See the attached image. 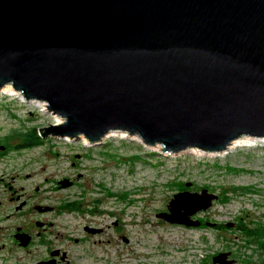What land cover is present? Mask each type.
<instances>
[{"label": "water", "instance_id": "1", "mask_svg": "<svg viewBox=\"0 0 264 264\" xmlns=\"http://www.w3.org/2000/svg\"><path fill=\"white\" fill-rule=\"evenodd\" d=\"M7 83L63 118L43 137L115 130L165 153H221L264 137V0H0ZM218 197L185 188L158 216L200 225Z\"/></svg>", "mask_w": 264, "mask_h": 264}, {"label": "rangeland", "instance_id": "2", "mask_svg": "<svg viewBox=\"0 0 264 264\" xmlns=\"http://www.w3.org/2000/svg\"><path fill=\"white\" fill-rule=\"evenodd\" d=\"M44 103L0 91V214L25 198L56 205L51 238L60 235L55 242L67 246L75 264H207L210 254L224 249L257 253L255 244L244 246L238 227L225 224L241 220L254 228L264 222V140L242 141L221 153H165L125 135L93 144L48 135L39 144L17 146L21 133H39L59 121ZM183 185L219 193L212 206L193 214L203 225L158 216ZM73 200L77 207L64 203ZM10 222L0 224L6 229ZM86 223L103 230L90 234ZM0 236L1 244L6 235ZM3 253L0 264H13L2 262Z\"/></svg>", "mask_w": 264, "mask_h": 264}, {"label": "flooded vegetation", "instance_id": "3", "mask_svg": "<svg viewBox=\"0 0 264 264\" xmlns=\"http://www.w3.org/2000/svg\"><path fill=\"white\" fill-rule=\"evenodd\" d=\"M3 147L5 148L7 145L5 144ZM19 197L20 195L17 198ZM53 211H56V205L25 198L14 203L6 214L1 213L0 221L4 219L11 221L7 224L6 229L3 223L0 224V234L6 235V237L3 236L6 240L0 244V249L6 250V253H3L1 257L2 262L6 263L12 259L13 264H75L74 254L68 250L67 246L55 242V240H59L60 235H56V239L51 238L53 221L50 215ZM225 225L238 227L243 235L245 234L244 246L250 247L252 245L253 247L255 244L258 254L253 252V255L250 252L240 256L232 249H224L210 254L207 257V264L209 262L220 264L214 259L220 252L228 253L226 257L221 258L223 264H264V222H258L254 228L247 227L241 220L235 223L228 222ZM90 228H99V230L93 231ZM84 229L92 234L101 232L103 226L86 223ZM74 238L76 242L81 240L80 237ZM98 259L100 260V258Z\"/></svg>", "mask_w": 264, "mask_h": 264}, {"label": "bare ground", "instance_id": "4", "mask_svg": "<svg viewBox=\"0 0 264 264\" xmlns=\"http://www.w3.org/2000/svg\"><path fill=\"white\" fill-rule=\"evenodd\" d=\"M4 91V92H7V93H10L11 95L13 94V95H16V94H18L23 100H27V101H29V102H35V103H41V102H45L43 105L45 106V107H47V102L46 101H43V100H39V99H36V98H33V99H27L24 95H23V93L20 91V90H18V89H16L11 83H7L6 85H4L3 87H1L0 88V91ZM25 99H24V98ZM48 109V108H47ZM57 115V114H56ZM57 117H59V121H62V117L61 116H59V115H57ZM127 133V132H126ZM126 133H125V131H115V130H111L110 132H108L106 135H104L103 137H102V139L100 140V141H103V140H105V138H107L108 136H110V135H125V136H129V137H134V138H138L139 140H141L142 141V139H141V137L140 136H138V135H129L128 133H127V135H126ZM62 137H65V138H67V137H69V138H71V139H74V137H70V136H62ZM79 138H81V139H83V140H85V142L86 143H88V144H93V143H98V142H100V141H98V142H91L86 136H85V134H81L80 135V137ZM71 139H68V140H71ZM257 139H262V140H264V137H255V136H242L241 138H238V139H236V140H234L233 141V143L230 145V147L228 148V149H230V148H233L234 146H236V145H238L239 143H241L242 141H248V142H250V143H255V141H257ZM143 142V141H142ZM144 143V142H143ZM145 144V143H144ZM147 145V144H146ZM150 146V145H149ZM156 146H158L160 149H161V144H158V145H156ZM153 147H155V146H153ZM197 150V149H199V150H201V151H203V152H207V153H214V152H209V151H206V150H203V149H200V148H198V147H191V148H189V149H187V150ZM162 150V149H161ZM186 150V151H187ZM225 152V151H224Z\"/></svg>", "mask_w": 264, "mask_h": 264}, {"label": "trees", "instance_id": "5", "mask_svg": "<svg viewBox=\"0 0 264 264\" xmlns=\"http://www.w3.org/2000/svg\"><path fill=\"white\" fill-rule=\"evenodd\" d=\"M33 135H34V137H33ZM21 137H22V142L19 145H17V146H21L23 143L25 145L32 146V145L39 144L40 141H42V140H39V139H42L41 138V135L38 132H35V129H34V133H33V129H30L27 132L21 133ZM35 137H37V138H35ZM186 187L187 186L183 185V186L180 187V189H183V188H186ZM208 188H212V187H208ZM64 203L66 204V206H69L71 208H74V207H77L78 206L77 205V203H78L77 200H73V201H69V202H64Z\"/></svg>", "mask_w": 264, "mask_h": 264}]
</instances>
